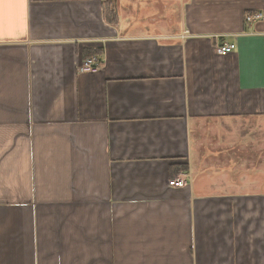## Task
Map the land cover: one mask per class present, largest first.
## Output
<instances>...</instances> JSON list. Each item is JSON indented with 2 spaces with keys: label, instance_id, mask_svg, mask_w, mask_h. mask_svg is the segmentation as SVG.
Instances as JSON below:
<instances>
[{
  "label": "crops",
  "instance_id": "obj_1",
  "mask_svg": "<svg viewBox=\"0 0 264 264\" xmlns=\"http://www.w3.org/2000/svg\"><path fill=\"white\" fill-rule=\"evenodd\" d=\"M104 1L0 0V264H264V0Z\"/></svg>",
  "mask_w": 264,
  "mask_h": 264
},
{
  "label": "built area",
  "instance_id": "obj_2",
  "mask_svg": "<svg viewBox=\"0 0 264 264\" xmlns=\"http://www.w3.org/2000/svg\"><path fill=\"white\" fill-rule=\"evenodd\" d=\"M261 17V13L257 12L255 14H250L246 16L248 21L256 20ZM235 45L233 43H220L215 46V50L218 54H226L234 49ZM100 68L99 58L95 55L90 56L78 65L79 72H94ZM187 184V173H179L176 177L168 181V185L172 187H183Z\"/></svg>",
  "mask_w": 264,
  "mask_h": 264
},
{
  "label": "trees",
  "instance_id": "obj_3",
  "mask_svg": "<svg viewBox=\"0 0 264 264\" xmlns=\"http://www.w3.org/2000/svg\"><path fill=\"white\" fill-rule=\"evenodd\" d=\"M112 1L113 0H105V4H104V7H105V18L109 21V22H114L115 19H116V16H115V6L114 4H112Z\"/></svg>",
  "mask_w": 264,
  "mask_h": 264
},
{
  "label": "rangeland",
  "instance_id": "obj_4",
  "mask_svg": "<svg viewBox=\"0 0 264 264\" xmlns=\"http://www.w3.org/2000/svg\"><path fill=\"white\" fill-rule=\"evenodd\" d=\"M128 5H130V7H131V2L130 3H128ZM126 4L124 5H122V11H123V13H130V11H128V9H129V7H127L126 8Z\"/></svg>",
  "mask_w": 264,
  "mask_h": 264
}]
</instances>
